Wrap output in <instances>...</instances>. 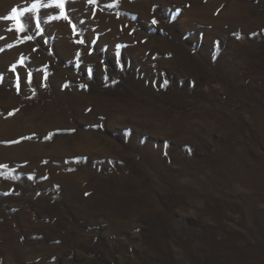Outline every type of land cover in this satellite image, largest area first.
Segmentation results:
<instances>
[{"label": "rangeland", "instance_id": "obj_1", "mask_svg": "<svg viewBox=\"0 0 264 264\" xmlns=\"http://www.w3.org/2000/svg\"><path fill=\"white\" fill-rule=\"evenodd\" d=\"M56 5L0 0V264H264V0Z\"/></svg>", "mask_w": 264, "mask_h": 264}, {"label": "snow or ice", "instance_id": "obj_2", "mask_svg": "<svg viewBox=\"0 0 264 264\" xmlns=\"http://www.w3.org/2000/svg\"><path fill=\"white\" fill-rule=\"evenodd\" d=\"M57 7L59 8H63V0H57ZM37 7V5H33V8ZM19 12L20 10L19 9H16V8H13L12 9V12L10 13V15L8 17H5L6 19H17L18 15H19ZM65 18H67L65 16ZM153 23H156V21L154 20ZM20 30H22V27L20 28Z\"/></svg>", "mask_w": 264, "mask_h": 264}]
</instances>
